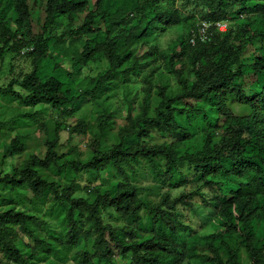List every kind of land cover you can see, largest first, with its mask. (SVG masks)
Returning <instances> with one entry per match:
<instances>
[{
    "label": "trees",
    "instance_id": "16d2710c",
    "mask_svg": "<svg viewBox=\"0 0 264 264\" xmlns=\"http://www.w3.org/2000/svg\"><path fill=\"white\" fill-rule=\"evenodd\" d=\"M164 1L0 0V64L12 52L31 65L30 72L0 87V96L34 109L24 118L37 121L44 106L60 118L74 116L84 99L94 100L115 81L128 83L149 69L139 110L132 114L127 102L116 143L101 140L116 130L105 111L90 145L92 157L60 164L66 156L58 151L61 132H68L66 145L76 147L91 127L85 118L73 126L56 121L45 130L42 158L30 155L11 173H0V187L11 194L38 200L52 195L50 213L61 229L43 238L33 227L45 221L15 209L17 200L5 201L0 264H56L50 257L60 259L81 244L78 264H115V255L128 259L126 264H242L241 249L248 264H264V0H194L202 9L189 17L172 5L163 7ZM182 21L186 34L167 50L150 45ZM53 54L70 61V73ZM100 60L107 69L87 79L89 89H78L73 75ZM157 61L176 80L175 91L161 77L151 83ZM155 138L160 141L150 142ZM24 152L22 138L15 136L3 159ZM140 162L149 167L150 187L134 183ZM52 168L74 174L113 170L121 180L84 198L76 195L75 182L59 189L40 176L38 169ZM195 194L205 210L213 209L208 222L216 229L208 234L179 219L180 207L196 210ZM105 211L126 223H105ZM19 232L32 246L17 243Z\"/></svg>",
    "mask_w": 264,
    "mask_h": 264
},
{
    "label": "rangeland",
    "instance_id": "374dc122",
    "mask_svg": "<svg viewBox=\"0 0 264 264\" xmlns=\"http://www.w3.org/2000/svg\"><path fill=\"white\" fill-rule=\"evenodd\" d=\"M163 7L172 5L177 8L183 15V17H189L201 11V7L196 5L194 0H165L162 4ZM9 13L6 14L5 18L9 17ZM186 15V16H185ZM59 32V31H58ZM185 24L182 21L178 26L166 30L164 33H158L150 41V45H157L160 50H167L169 46L176 41L179 36H184ZM54 62L58 63L64 72L70 73V61L62 59L59 56L53 54ZM158 68V71L153 74L151 83H157L161 77L167 83L168 91H175L178 88L176 80L171 74H169L162 66L161 62L157 61L153 65ZM107 69V63L105 60H100L95 63L89 64L82 68L80 74H74L73 79L77 82V88L81 90L89 89L91 85L87 82V79L96 78L99 74L103 73ZM31 71L30 59L25 55L14 54L8 52L5 54L2 64H0V87H4L11 79L21 78L24 74ZM149 73V69H146L138 75H131L130 82L124 83L121 80L115 81L114 85L109 89L105 90L99 97L94 100L84 99L80 105L78 112L74 116H67L60 118V116L49 106H44L39 109V115L37 121H31L27 118L22 117L24 114L34 112V109L27 108L19 105L9 98L0 96V173H11L14 167L19 166L24 160L30 155H36L43 157L45 154V142H46V129H51L56 121L65 123L66 126H73L79 118H85L91 130L88 132L84 142L78 144L76 147H68L66 140L68 137L67 131H62L60 134L61 147L59 153H66L65 158L60 161L62 164L64 161H77L86 162L88 161L93 153L90 145L93 140L98 137V118L103 112L110 114V117L114 123L115 131L110 132L101 140L106 146H110L117 142L116 131L125 122V117L128 112L127 102H131L132 114H136L139 110V106L145 96V80ZM156 94V90L153 89V95ZM237 106V105H234ZM234 113H238V108H233ZM200 127L196 130V133L200 131ZM15 136H19L23 140L25 152L21 155H17L13 158L3 159L5 151ZM160 138H155L152 141H160ZM137 176L134 180L135 185L150 187L153 177L150 173L149 167L146 163L140 162L137 166ZM40 176L48 181L56 182L58 188H62L65 185L75 182L79 186V190L76 195L84 198H89L92 190L95 188H111L117 181L121 180L117 177L113 170L109 172H99L92 174H74L70 170H64L60 172L56 168L50 170L38 169ZM180 189H188L182 187ZM180 191H172V195H177ZM154 197L152 194L148 196L151 200ZM11 201H7L11 199ZM193 201L196 210H189L180 207L178 210L180 221L195 230H199L202 226L204 233L208 234L216 229V224L213 222L209 223L210 219L209 212L205 210L204 203L201 202V197L195 194ZM17 203L12 204L17 210H27L32 214H36L41 220L45 221L46 224L42 227H33L37 230V233L43 237L48 238L49 234H56L60 232V221L57 217L50 213V207L52 205V195H48L47 198L38 200L31 198V196H17L9 193L0 187V211L6 207L5 201L9 204L16 201ZM10 205V206H12ZM107 211V210H106ZM103 212L102 217L105 223L114 226H119L126 221L115 215L112 211L110 213ZM141 216L144 219L143 222L146 224V214L141 212ZM131 221H129L130 223ZM17 243L24 249L26 246H32L31 241L21 232L18 235ZM89 244L86 245V250ZM85 250V244H81L78 249L75 250H64L63 255L60 259L50 257L56 264H78L77 258L81 251ZM241 251V262L242 264H248V257L243 249ZM1 257V255H0ZM115 264H126L128 259H121L115 255L113 257Z\"/></svg>",
    "mask_w": 264,
    "mask_h": 264
},
{
    "label": "built area",
    "instance_id": "2783aa9c",
    "mask_svg": "<svg viewBox=\"0 0 264 264\" xmlns=\"http://www.w3.org/2000/svg\"><path fill=\"white\" fill-rule=\"evenodd\" d=\"M204 27H206V24H203ZM216 26L218 27L219 30L225 31L226 30V24L224 23H217Z\"/></svg>",
    "mask_w": 264,
    "mask_h": 264
}]
</instances>
